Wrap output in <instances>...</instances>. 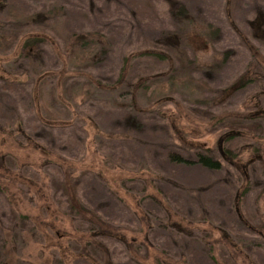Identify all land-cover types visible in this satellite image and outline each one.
<instances>
[{"label": "rangeland", "instance_id": "rangeland-1", "mask_svg": "<svg viewBox=\"0 0 264 264\" xmlns=\"http://www.w3.org/2000/svg\"><path fill=\"white\" fill-rule=\"evenodd\" d=\"M181 1L192 15L183 23L167 0H0V156L16 180L0 167V215L8 222L14 208L55 226L67 249L58 264H104L98 247L83 250L89 235L114 264H264V36L251 26L264 19V0ZM168 31L183 38L164 42ZM86 32L101 41L64 50L69 34ZM34 36L48 41L22 53ZM103 42L109 53L97 60ZM126 56L142 112L154 110L130 147L102 137L131 106L130 87L116 83ZM245 73L255 81L239 88ZM37 119L74 121L78 134L37 133ZM169 141L190 158L201 147L221 169L165 163L158 150ZM19 239L14 258L61 257L55 242Z\"/></svg>", "mask_w": 264, "mask_h": 264}, {"label": "trees", "instance_id": "trees-1", "mask_svg": "<svg viewBox=\"0 0 264 264\" xmlns=\"http://www.w3.org/2000/svg\"><path fill=\"white\" fill-rule=\"evenodd\" d=\"M168 2L166 3L167 7V13L173 19L176 21V23H183L186 20H190L192 18V15L189 12V9L187 6L181 1V0H167ZM251 26L254 28V32L256 34L254 35H259L264 36V19L262 18H257L255 21L251 23ZM70 39L69 40V45H66L64 50H67L68 48H73V47H87L88 45H94V43H98L101 40V36H99L96 33H80V34H69L68 36ZM160 37H163L164 42H169V43H176L178 44L180 40L183 38V35H181L178 31H168L165 32L164 34H161ZM1 39V38H0ZM14 40V39H13ZM17 40V38H16ZM45 37L43 36H34V37H29L26 38L22 45V53L26 52V49L29 47H34V50H39V47L41 46L42 43L46 42ZM97 41V42H96ZM174 41V42H172ZM103 46L100 47L97 53V60L106 58V56L109 53L108 46H106V43H102ZM80 45V46H78ZM35 55H38L37 52ZM149 55L156 57V58H164L161 54L157 52H149ZM28 57V56H27ZM133 58V57H132ZM130 57L126 56L123 58V63H122V68L120 70V74L118 76V80L116 81L117 84H122V83H127L128 87H130L128 93L131 96V106H128V110L125 111L124 114L117 116V118H113L114 120L109 119L107 121L108 125H105L104 129L102 125L98 124H93L95 128L98 129H103L102 137L105 140L109 141H114L117 138L121 139L123 142V145H126L127 147H130L132 144H138L139 140L142 136V134L149 128L150 120L145 118V114H150L151 117L154 118V110H149L148 108H145V110L142 112L143 107L140 105L141 103L139 102V97L136 95V93L140 92L141 89V83L137 82L135 85L131 84L129 82V67H131V59ZM34 67V66H33ZM254 74H249L245 73L239 78L240 86L239 88H244L248 83H252L254 80ZM52 101V98H50ZM50 100H47V102H51ZM59 109V108H58ZM36 110V109H35ZM37 111V110H36ZM45 113V112H44ZM63 113L61 110H56V113L52 115V118L54 119H61V116ZM51 117V116H50ZM40 118V117H39ZM49 118V117H48ZM52 118L48 119L51 120ZM149 118V117H148ZM39 122L40 127H36L37 133H42L44 129L41 127V125L50 127V128H60L63 129L64 127H70L71 131L73 132L74 138L76 137L77 133V127L76 122H72L71 124H65L63 122H59V124H53L51 122L45 124L44 120L37 119ZM95 120V118H93ZM112 120V121H110ZM52 121V120H51ZM153 121V120H151ZM112 122L117 123L120 125V127L115 131V132H106V128H110ZM1 128V126H0ZM164 129H167V126L164 127ZM17 132V128L13 129V132ZM12 133V132H11ZM36 133V134H37ZM234 137V134L226 136L223 141H228ZM71 139V140H70ZM68 139V141H72V136L71 138ZM169 146H164L162 145L163 148H160L158 151V156L162 157L164 162L167 164H174L175 166H183V167H199L201 169L205 170H211V171H219L221 169V164L218 160H216L213 155H209L208 153L204 152L201 147H195V151L193 154V158L187 157L186 155L188 152L185 150H188V146L183 145L182 147H179L173 142L169 141ZM130 145V146H129ZM187 147V148H186ZM181 151H180V150ZM210 152V150H207ZM186 153V155L184 153ZM224 154L231 160L233 161L235 158L234 153L232 154V151L230 150H225L223 149ZM231 155V156H230ZM11 159V158H10ZM123 159V158H122ZM128 159V158H127ZM124 158L123 162H127L128 160ZM5 160L3 156H0V167L2 170L6 173L9 179L10 183H16L15 178L10 174L11 168H5ZM13 159L9 160L12 161ZM49 162H46L48 164ZM124 166V163H123ZM10 171V172H9ZM0 177H3L2 175ZM80 207L85 210V207L80 204ZM46 208H42V213L46 214ZM74 211V212H73ZM70 212L74 213L75 215L78 213V210L74 208L72 205L70 207ZM98 226V225H97ZM96 226V227H97ZM95 227V226H94ZM99 230H101V227L98 226ZM91 229V228H90ZM93 230V229H91ZM30 233L32 237L39 238L42 237V240H47L50 243L55 242L53 244L54 249L58 250V255L61 257H56V263H61V258L64 252H67V249L63 246L61 243L60 237L57 234V228L53 226L52 224L45 223L42 220H40L39 217L35 216H30L29 214H23L18 212L16 209L11 208L10 209V217L9 221H4L2 216L0 215V264H30L27 262L22 261L21 259L14 258V247L17 246L19 242V237L22 234ZM106 234H109L106 232ZM89 239L86 241L83 250H86V244L92 245V247H98L102 252L105 253V262L104 264H114L110 258L109 250H107V247L102 244L99 240L94 238V236L89 235ZM130 244L128 245V247ZM13 254V255H12ZM66 254V253H65ZM93 257V256H92ZM158 264H168L165 263L161 260H157Z\"/></svg>", "mask_w": 264, "mask_h": 264}]
</instances>
